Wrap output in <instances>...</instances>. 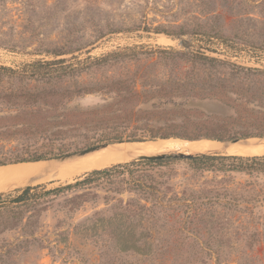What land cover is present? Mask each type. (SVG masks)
Segmentation results:
<instances>
[{
  "label": "rangeland",
  "instance_id": "obj_1",
  "mask_svg": "<svg viewBox=\"0 0 264 264\" xmlns=\"http://www.w3.org/2000/svg\"><path fill=\"white\" fill-rule=\"evenodd\" d=\"M0 127V154L47 160L114 136L264 139V0H0ZM190 159L3 186L0 264H264V175Z\"/></svg>",
  "mask_w": 264,
  "mask_h": 264
},
{
  "label": "bare ground",
  "instance_id": "obj_2",
  "mask_svg": "<svg viewBox=\"0 0 264 264\" xmlns=\"http://www.w3.org/2000/svg\"><path fill=\"white\" fill-rule=\"evenodd\" d=\"M167 40V39H166ZM210 142V141H209ZM251 144L237 143L225 147L220 142L208 144L204 141H186L169 138L146 142L121 143L110 148L86 155L71 162L53 164L48 161L21 163L0 167V189L17 182H66L77 178L91 169L123 163L136 155H149L165 152L183 153H224L236 156H263L264 141L251 140ZM92 171V170H91ZM73 180V179H72ZM7 187V186H6Z\"/></svg>",
  "mask_w": 264,
  "mask_h": 264
},
{
  "label": "trees",
  "instance_id": "obj_3",
  "mask_svg": "<svg viewBox=\"0 0 264 264\" xmlns=\"http://www.w3.org/2000/svg\"><path fill=\"white\" fill-rule=\"evenodd\" d=\"M141 112H144L145 114L141 115ZM99 118H104L103 115L98 116ZM175 117H181L182 119H187L188 116L179 114V111H177V115L173 114V118ZM204 117V116H203ZM163 118L162 116H158L156 114H152L146 111L138 110L134 113H131L130 116L126 117L128 121H135L137 123H147L149 122H157ZM208 120L210 118L206 117ZM226 119H232L231 116L225 117ZM199 119L202 120V116H199ZM214 119V118H212ZM143 120V121H142ZM218 120V118L216 119ZM208 122V121H207ZM216 124V123H215ZM82 124L78 121H71L67 125L64 124L62 127H58L54 132L50 133V135L42 134V136L45 137H51V135L55 137H59L57 135L63 136V134H67L66 132H71V130H74L75 128L80 127ZM147 126V125H146ZM10 130L9 128H2L0 127V140L7 138L10 136ZM167 138L170 135L168 134H160V135H149L150 139L155 138ZM242 138H248V137H256V135H252L250 133L241 134ZM257 137L264 138V133H260ZM60 138V137H59ZM209 139H216L221 140L220 136L211 135L208 137ZM128 141H135L139 142L142 141L143 137L139 135V137L135 135H131V137H128ZM122 137L114 136L108 141H115V142H121ZM90 144L87 142L83 143H72L66 147H61L57 150L58 154L68 153L75 150H78L79 148L86 147ZM56 156V155H55ZM47 160V156L43 153H32L29 155H17V154H0V166H7L12 164H18V163H29V162H37V161H43ZM192 163L196 165L199 169L208 170V171H218V172H234V173H245V174H251V173H260L264 175V155L263 156H236V155H199L197 157L190 159ZM138 165V162L131 161L127 164H117L113 165L111 167H107L101 170H93L86 174L84 178H82L79 181H75L72 184H67L52 190L47 191V194H58L66 191L74 190L75 188H83L84 186L90 185L95 178L101 177L103 175H109L110 173L115 172H121L124 170H130L132 167ZM29 192V189L26 188L23 190L22 194L15 199L14 202H21L23 200V197Z\"/></svg>",
  "mask_w": 264,
  "mask_h": 264
},
{
  "label": "water",
  "instance_id": "obj_4",
  "mask_svg": "<svg viewBox=\"0 0 264 264\" xmlns=\"http://www.w3.org/2000/svg\"><path fill=\"white\" fill-rule=\"evenodd\" d=\"M163 139H169V138H163ZM199 140V139H197ZM188 141H193V140H188ZM259 142H263L264 139H260L258 140ZM251 140L249 139H230V140H226L223 142H220L221 144H223L225 147H228L230 145H234L237 143H241V144H251L250 143ZM127 143H132V142H127ZM121 144V142L119 143H113V144H99V145H94L85 149H81V150H77V151H73V152H69V153H64V154H60V155H56L54 157H51L50 159L46 160L50 163L53 164H60V163H65V162H71L74 161L76 159L82 158L86 155L104 150L106 148H110L113 147L115 145ZM204 154H209V155H218V154H222V155H228V154H223V153H183V152H165V153H157V154H149V155H136L132 160H162V159H170V158H174V159H183V158H194L197 157L199 155H204ZM131 160V161H132ZM45 161V160H43ZM38 162V161H37Z\"/></svg>",
  "mask_w": 264,
  "mask_h": 264
}]
</instances>
